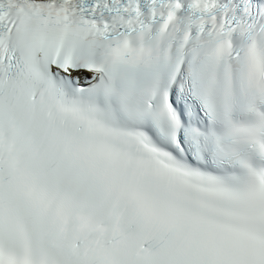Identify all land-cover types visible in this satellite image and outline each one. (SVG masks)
<instances>
[{"label":"snow or ice","instance_id":"1","mask_svg":"<svg viewBox=\"0 0 264 264\" xmlns=\"http://www.w3.org/2000/svg\"><path fill=\"white\" fill-rule=\"evenodd\" d=\"M0 264H264V0H0Z\"/></svg>","mask_w":264,"mask_h":264}]
</instances>
